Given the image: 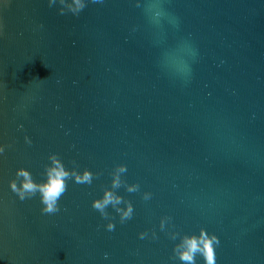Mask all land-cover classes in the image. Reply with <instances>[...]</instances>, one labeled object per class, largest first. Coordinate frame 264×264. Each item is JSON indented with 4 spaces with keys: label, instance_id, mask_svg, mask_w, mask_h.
Listing matches in <instances>:
<instances>
[{
    "label": "water",
    "instance_id": "obj_1",
    "mask_svg": "<svg viewBox=\"0 0 264 264\" xmlns=\"http://www.w3.org/2000/svg\"><path fill=\"white\" fill-rule=\"evenodd\" d=\"M58 9L0 0V264H180L174 244L202 229L220 240L216 264H264V0ZM179 44L195 53L187 80L163 65ZM51 154L99 176L69 180L61 211L43 215L39 195L21 202L10 182L26 169L43 183ZM120 164L140 191L117 190L135 212L109 232L91 205Z\"/></svg>",
    "mask_w": 264,
    "mask_h": 264
},
{
    "label": "clouds",
    "instance_id": "obj_2",
    "mask_svg": "<svg viewBox=\"0 0 264 264\" xmlns=\"http://www.w3.org/2000/svg\"><path fill=\"white\" fill-rule=\"evenodd\" d=\"M105 0H47L48 6L51 8L59 5L58 13L61 16L71 14L78 17L89 5L104 4ZM148 13L154 23H159L165 13L160 8L158 3L148 5ZM170 23L175 24V18L169 19ZM195 55L193 49L188 44H179L164 52L163 65L165 69L174 77L187 80L191 74L190 59ZM26 141L31 144V140L25 137ZM3 149L0 148V153ZM49 163L44 166L45 181L37 183L33 180L32 175L26 169H18L15 179L10 182V188L19 198L21 202L32 199L39 195L41 214L53 215L61 211L60 200L67 191V182L74 180L77 184L91 185L94 179H97L99 174H94L89 170L80 172L76 167L69 170L56 154H51L48 157ZM128 167L126 164L117 165L110 173L111 183L109 187L103 189V195L92 201V208L100 213V216L107 220L106 230L111 232L116 228V220L120 224H125L133 219L135 206L130 200H125L123 196L117 193V190L124 187L128 193H137L140 191L139 184H128L123 180L127 173ZM22 178V179H21ZM152 194L146 192L143 194L144 200H150ZM124 205L123 207H120ZM111 206L115 215L110 214L108 209ZM171 224V217H163L160 219L159 229L166 232L168 238L175 241L178 238V233L167 232L166 226ZM175 228V225H172ZM149 238V232L143 231L139 233V239L144 240ZM151 239L157 240L156 231L151 232ZM220 245V240L215 235H209L206 230H201L199 236L185 235L180 238V242L174 244L172 248L171 259L179 261L180 264H196V257H202L204 264H216V249ZM109 259L105 254V260Z\"/></svg>",
    "mask_w": 264,
    "mask_h": 264
}]
</instances>
